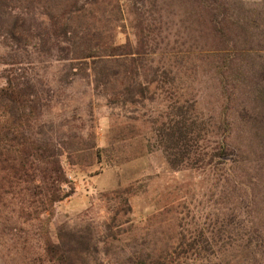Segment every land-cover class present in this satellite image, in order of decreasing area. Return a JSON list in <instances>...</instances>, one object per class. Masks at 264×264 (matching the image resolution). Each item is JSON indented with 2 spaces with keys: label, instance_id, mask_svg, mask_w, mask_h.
I'll list each match as a JSON object with an SVG mask.
<instances>
[{
  "label": "trees",
  "instance_id": "obj_1",
  "mask_svg": "<svg viewBox=\"0 0 264 264\" xmlns=\"http://www.w3.org/2000/svg\"><path fill=\"white\" fill-rule=\"evenodd\" d=\"M146 14L136 1L0 0V45L6 56L54 57L66 67L61 84L88 79L112 104L145 106L168 89L167 110L151 123L171 169L213 172L215 161L227 169L217 170L228 205L212 235L179 232L159 250L132 218L130 190L117 188L105 195L115 203L102 230L88 223L51 237L56 206L75 193L63 159L83 168L103 155L126 163L147 144L135 124H117L99 148L82 114L45 122L54 94L11 67L0 75V236L10 223H38L46 264H264V0H185V51L157 45ZM202 68L220 90L214 122L200 114Z\"/></svg>",
  "mask_w": 264,
  "mask_h": 264
},
{
  "label": "rangeland",
  "instance_id": "obj_2",
  "mask_svg": "<svg viewBox=\"0 0 264 264\" xmlns=\"http://www.w3.org/2000/svg\"><path fill=\"white\" fill-rule=\"evenodd\" d=\"M135 1L141 11L147 12L148 19L159 33L155 43L161 47L182 45L185 51V0H180L181 4L178 0H145L144 3L142 0H124L128 6ZM242 1L250 5L263 0ZM151 3H155L154 9ZM6 52V47L0 45V75L6 68H18L24 77L39 78L54 94L53 108L44 117L45 122H55L59 126L74 114H82L86 117L85 124L93 125L99 148L107 146V136L117 124H135L141 132L138 141L147 144L145 155L126 163L111 164L103 155L92 167L83 168L72 166L63 159V165L75 184V193L56 206L47 226L51 237L55 238L61 227L81 229L91 223L93 227L103 228L111 216L109 206L115 203V199L109 201L105 195L117 188L130 190L132 218L142 234L146 233L149 239L155 240L159 250L168 247V239L176 238L179 232L188 237L202 233L206 237L212 235L213 222L228 205L220 197L217 170L227 169L217 161L206 169L213 172L171 169L163 150L157 146L151 123L167 110L171 96L166 92L168 89L158 90L155 101L147 102L145 106L112 104L104 94L94 90L88 79L61 84L59 79L66 67L54 57H38L36 54L29 57L24 52L6 56ZM6 60L13 65H8ZM15 60L21 63H13ZM211 77L215 75L202 68L196 77V88L199 89L200 114L205 120L214 122L221 95L217 79ZM3 83L0 80V86ZM217 142L218 139L210 135L207 146L215 148ZM147 224L148 230H144ZM8 225L9 230L0 236V264H46L38 223Z\"/></svg>",
  "mask_w": 264,
  "mask_h": 264
}]
</instances>
